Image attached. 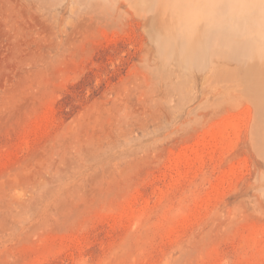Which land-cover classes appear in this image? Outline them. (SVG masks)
<instances>
[{"label": "rangeland", "instance_id": "1", "mask_svg": "<svg viewBox=\"0 0 264 264\" xmlns=\"http://www.w3.org/2000/svg\"><path fill=\"white\" fill-rule=\"evenodd\" d=\"M152 4L0 0V264H264V37Z\"/></svg>", "mask_w": 264, "mask_h": 264}, {"label": "bare ground", "instance_id": "2", "mask_svg": "<svg viewBox=\"0 0 264 264\" xmlns=\"http://www.w3.org/2000/svg\"><path fill=\"white\" fill-rule=\"evenodd\" d=\"M137 1V0H136ZM147 1H148V3H153L150 7H149V10L152 8V6L153 7H155L157 4H159V7L160 6H167L168 8L170 7L171 9H169V11H171L172 9H173V11L174 10H176L175 11V14H173V15H176L175 16V19H174V21L176 22L175 24H178V25H180V22L182 23L183 22V26H181V27H184V29L185 28H187L188 27V29L191 27H193V32L191 33V34H194V35H191L190 37H191V39H194V41L195 42H193V41H191L190 42V40L188 41L187 39H185L186 37H184V39L186 40V41H188L189 43H184V44H186V46H185V52H184V54L185 53H187V54H185V56H187L188 57V59H192L191 61L192 62H194L195 60H196V62L198 61V62H200V64L202 65V67L203 66H206V65H209V64H206L204 61H206V62H208L207 60V56H206V58H205V54L206 53H209V51L207 52V46L210 44V43H213V42H210V43H208V45H207V41L205 42V40H202L201 38H202V36H203V34L205 33V31H207V29H209L210 27H213V29H214V27H215V29H217V32H224V30H225V27L227 26V25H229V26H233L234 24H235V26H236V28L238 27V28H242L243 30H241V31H244V32H248V31H250L251 33H255V35L256 36H258V37H260V36H262V37H264V17H263V15L264 14H259V15H256V16H251L250 15V13L248 14V12L249 11H251L252 10V8H251V10H249L247 13H246V10H245V13L246 14H244L243 12L241 13V11L239 10L243 5L244 6H246V5H248V7H253L254 6V2H258V1H261V0H142V2H145L146 4H147ZM156 4V5H155ZM144 5V4H143ZM155 5V6H154ZM263 5H264V3H263ZM142 6V5H141ZM144 6H146V5H144ZM143 6V7H144ZM261 6V5H260ZM158 6H156V8H157ZM197 7H200L201 8V11H202V8H203V10H204V12L205 13H198V15H197V13L194 11L195 10V8L197 9ZM255 8V7H254ZM160 9V8H159ZM244 9V8H243ZM256 9V8H255ZM264 9V8H263ZM153 9H151V11H152ZM191 10H192V12H191ZM254 10V9H253ZM155 11H157V10H155ZM167 12H168V10H166ZM264 11V10H263ZM252 13H253V11H251ZM262 12V11H261ZM171 13H173V12H170V14ZM240 13L242 14V15H240ZM259 13V12H258ZM154 14L155 13H153V16H154ZM169 14V13H168ZM205 14V15H204ZM254 14V13H253ZM156 15V14H155ZM158 15V14H157ZM172 15V14H171ZM204 15V16H203ZM244 15V16H243ZM174 17V16H173ZM194 20V22L196 23V26H195V24H193L192 25V21ZM152 22V21H151ZM160 22V21H159ZM167 22V21H166ZM186 23V24H185ZM164 24V23H163ZM185 25V26H184ZM177 26V25H176ZM187 26V27H186ZM194 26H195V28H194ZM208 27V28H207ZM204 28H206L204 31H203V33H202V30L204 29ZM177 29L179 30L180 28H178L177 27ZM188 29H186L187 30V32L189 31ZM212 29V28H211ZM212 29V30H213ZM231 29V27L229 28V31H231L230 30ZM183 30V29H182ZM212 30H211V32H212ZM214 31V30H213ZM175 32V31H174ZM177 32H179V31H177ZM176 33V32H175ZM174 33V34H175ZM184 33V32H183ZM200 33H202V35H200ZM214 33H216V31H214ZM225 33V32H224ZM189 35H190V33H188ZM187 34V35H188ZM206 34V33H205ZM209 34V36L210 37H212L211 35V33L209 32V33H207V35ZM226 34H227V32H226ZM242 34H245V33H242ZM188 35V36H189ZM220 33H218V36H217V33H216V35L214 36L215 38H210V40H212V39H220V36H221V38L222 39H220V40H222V41H224L225 39H227V37H225V39L222 37V35H220ZM231 35H232V33H231ZM231 35L229 36V35H227V36H229V37H231ZM155 36V35H154ZM165 36V35H164ZM185 36V35H184ZM205 37V36H204ZM219 37V38H218ZM158 39V38H157ZM164 39H165V37H164ZM183 39V38H182ZM206 39H209V38H206ZM248 39V38H247ZM246 39V40H247ZM250 39V38H249ZM185 40L183 41V42H185ZM210 40H208V42L210 41ZM250 40H254L253 39V37H252V39H250ZM157 41V40H156ZM164 41V40H163ZM166 41V40H165ZM178 41V40H177ZM213 41V40H212ZM255 41H257V39L256 40H254V41H252V45H251V47L253 48V46L256 44V43H259L258 41L257 42H255ZM180 42H181V39H180ZM227 42H228V40H227ZM226 42V40L224 41V43L226 44L227 43ZM250 42V41H249ZM168 43V42H167ZM172 43V42H171ZM170 43V44H171ZM222 43V42H221ZM230 43V42H229ZM228 43V44H229ZM246 43H248V42H246ZM173 44L174 43H172V46H173ZM181 44V43H180ZM183 44V43H182ZM215 44V43H214ZM232 44H233V42H232ZM235 44V43H234ZM234 44H233V46H234ZM243 44V43H242ZM249 45H250V43H248ZM166 45V44H165ZM175 45V44H174ZM179 45V44H178ZM177 45V46H178ZM256 45H258V44H256ZM168 46H171V45H168ZM176 46V45H175ZM176 46V47H177ZM180 46V45H179ZM210 46H212V44L210 45ZM217 46V45H216ZM215 46V47H216ZM225 46V45H224ZM228 46V45H227ZM229 46H230V44H229ZM248 46V45H247ZM181 47V46H180ZM183 47V46H182ZM237 47V46H236ZM242 47H244V46H242ZM259 47H261V46H259ZM259 47H258V50L259 51H261V48L259 49ZM172 48V47H171ZM234 48V47H233ZM264 48V47H263ZM228 49H229V47H228ZM237 49V48H236ZM247 49H251L250 47L249 48H247ZM254 49H255V51L257 50V47H255L254 46ZM172 50V49H171ZM170 50V51H171ZM224 50V49H223ZM248 50V51H249ZM257 50V51H258ZM178 51V50H177ZM179 51H181V50H179ZM183 51V50H182ZM221 51V50H220ZM250 51H252V52H254L253 53V55L256 53L253 49L252 50H250ZM249 51V52H250ZM217 52V51H216ZM239 52V51H238ZM251 52V53H252ZM173 53H175V51L173 52ZM178 53V52H177ZM181 53V52H180ZM179 53V54H180ZM211 53V52H210ZM210 53L208 54V57H209V55H210ZM219 53V52H218ZM228 53V52H227ZM258 54H260V56L259 57H257L258 59H260V61L261 62H263V64H264V53H263V51L261 52V53H259V52H257ZM256 53V54H257ZM179 54H178V56H179ZM181 54H183V52L181 53ZM181 54H180V56H181ZM211 54H213V53H211ZM229 54V53H228ZM242 54V53H241ZM245 54V53H244ZM175 55H177V54H175ZM230 55V54H229ZM250 55V54H249ZM232 56V55H231ZM236 56V55H235ZM182 57H184V56H182ZM190 57V58H189ZM224 57V56H223ZM229 58H230V56H229ZM187 59V60H188ZM193 59H194V61H193ZM207 59V60H206ZM240 59V58H239ZM246 59V58H245ZM250 59H251V57H250ZM213 60V59H212ZM180 61V60H179ZM183 61V60H182ZM209 61L211 62V60L209 59ZM222 62H223V60H221ZM247 61H248V59H247ZM257 61H259V60H257ZM181 62V61H180ZM179 62V63H180ZM185 62H186V60H185ZM201 62H203L204 63V65L201 63ZM210 62H208V63H210ZM217 62H218V59H217ZM228 62V61H227ZM253 61H251V63H252ZM261 62H260V64H261ZM182 63V62H181ZM212 64H213V62H211ZM229 63V62H228ZM192 64V63H191ZM252 64H254V63H252ZM257 64H259V63H257ZM214 65V64H213ZM238 65V64H237ZM184 66V65H183ZM193 66V65H192ZM180 67V66H179ZM191 67V66H190ZM207 67V66H206ZM232 67V66H231ZM212 68H213V66H212ZM221 68V67H220ZM227 68V67H226ZM185 69H186V67H185ZM184 69V70H185ZM197 69V68H196ZM207 69V68H206ZM190 70H192L191 68H190ZM198 70V69H197ZM199 70H202V69H199ZM204 70V69H203ZM210 70V69H209ZM233 70V69H232ZM243 70V69H242ZM187 72H189V71H187ZM192 72V71H191ZM198 72V71H197ZM223 72V71H222ZM189 74V73H188ZM192 74V73H191ZM241 74H242V71H241ZM193 75V74H192ZM257 77V76H256ZM191 78V77H190ZM210 78V77H209ZM208 78V79H209ZM188 80V79H187ZM191 80H192V78H191ZM191 82V81H190ZM239 82V81H238ZM188 83V82H187ZM186 83V84H187ZM236 83V82H235ZM194 84H195V82H194ZM193 84V85H194ZM213 84V83H212ZM208 85V84H207ZM213 85H216V84H213ZM234 85H237V84H234ZM184 86V85H183ZM189 86V85H188ZM210 85H208V87H209ZM238 86V85H237ZM219 87V86H218ZM261 87H262V85H261ZM185 88V87H184ZM186 88H187V86H186ZM190 89V88H189ZM194 89V88H193ZM239 89H241V88H239ZM187 90V89H186ZM206 90V89H205ZM218 90V89H217ZM195 91V90H194ZM212 91V90H211ZM229 91V90H228ZM191 92V91H190ZM193 92V91H192ZM243 92V91H242ZM239 93H241V92H239ZM260 93V92H259ZM187 94V93H186ZM210 94V93H209ZM223 94V93H222ZM228 94V93H227ZM238 94V93H237ZM190 95V94H189ZM188 96V95H187ZM225 96H227V95H225ZM262 96V95H261ZM229 97V96H228ZM231 97V96H230ZM187 98V97H186ZM224 98H226V97H224ZM235 98V97H234ZM238 98V97H237ZM216 99V98H215ZM214 99V100H215ZM242 99V98H241ZM221 100V99H220ZM219 100V101H220ZM224 100V99H223ZM230 101H232L231 99H229ZM234 100V99H233ZM238 100V99H237ZM247 100V99H246ZM249 101V100H248ZM203 104V103H202ZM206 104V103H205ZM210 104V103H209ZM215 104V103H214ZM223 104H225V102L223 103ZM236 104V103H235ZM241 104V103H240ZM247 104V103H246ZM245 104V105H246ZM239 105V104H238ZM250 105V104H249ZM206 106H207V104H206ZM211 106H212V103H211ZM221 106V105H220ZM241 106V105H240ZM204 107V106H203ZM238 107V106H237ZM216 108V107H215ZM205 109V108H204ZM214 109V108H213ZM218 109V108H217ZM220 110V109H219ZM259 110V109H258ZM215 113V112H214ZM249 115V114H248ZM253 123V122H252ZM247 126V125H246ZM261 134V133H260ZM262 135H264L263 133H262ZM262 139V138H261ZM264 139V138H263ZM261 144V143H260ZM261 150V149H260Z\"/></svg>", "mask_w": 264, "mask_h": 264}]
</instances>
